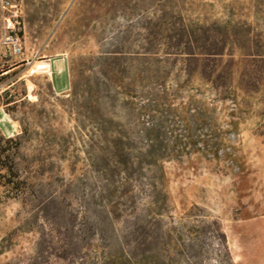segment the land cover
I'll use <instances>...</instances> for the list:
<instances>
[{"label":"rangeland","instance_id":"1","mask_svg":"<svg viewBox=\"0 0 264 264\" xmlns=\"http://www.w3.org/2000/svg\"><path fill=\"white\" fill-rule=\"evenodd\" d=\"M165 1L15 0L23 54L0 49V148L10 150L30 190L13 199L0 185V264H101L102 253L116 249L129 218L105 207L98 171L111 136L99 128L130 118L121 100L105 97L113 95L111 72L125 100L131 83L144 96L153 88L148 76H165L179 116L161 129L170 215L199 207L194 214L219 222L235 264H264L263 63L226 47L207 68L224 77L216 90L201 78L202 57H166ZM185 1V17L247 24L251 50L257 41L264 46V7L254 9L264 0ZM184 146L187 153L175 157L172 148ZM137 172L146 175L143 165Z\"/></svg>","mask_w":264,"mask_h":264},{"label":"trees","instance_id":"2","mask_svg":"<svg viewBox=\"0 0 264 264\" xmlns=\"http://www.w3.org/2000/svg\"><path fill=\"white\" fill-rule=\"evenodd\" d=\"M164 3L159 14V27L162 41H165L166 57L184 55L193 60L202 57L201 78L216 90L224 77L211 75L207 68L211 62L214 66L211 70L215 69L214 59L222 57L226 47L236 48L244 59L257 58L264 66V46L257 41L260 48L251 50V31L247 24L231 20L224 23L195 21L182 13L185 0H167ZM263 7L259 3L254 4L255 10ZM261 73L264 75V70ZM111 75L113 95L107 93L105 97L112 101L121 100L122 106L128 108L130 121L100 126V133L111 138L107 140L110 146L105 150L109 155L104 161L107 166L98 172L104 183L105 207L111 209L108 213L126 216L129 224L118 235L116 249L102 253L101 264H235L217 220L209 219L204 212L200 216L194 214L202 211L197 206L177 218L170 215L163 169L159 163L166 158L162 150L165 141L161 129L167 128L169 122L175 123L179 116L169 103L165 76H148L146 80L153 88L146 89L144 96H138L135 85L131 83L124 93L129 99L125 100L119 91L121 78L114 72ZM255 75L258 76V72ZM140 78V74H136L133 81L140 82ZM218 94L225 97L227 91ZM137 99L141 103L135 102ZM168 133L175 141L173 132L170 130ZM134 137L145 150L140 156L135 155L139 150L132 144ZM8 142L12 140L8 139ZM184 147L172 148L175 157L187 153V146ZM8 151V148H0V185L6 188L8 197L24 200L29 197L30 185L23 180L14 162H9L12 154H5ZM140 165L146 169L145 176L137 172Z\"/></svg>","mask_w":264,"mask_h":264},{"label":"built area","instance_id":"3","mask_svg":"<svg viewBox=\"0 0 264 264\" xmlns=\"http://www.w3.org/2000/svg\"><path fill=\"white\" fill-rule=\"evenodd\" d=\"M20 23L15 0H0V49L14 57L23 54Z\"/></svg>","mask_w":264,"mask_h":264}]
</instances>
